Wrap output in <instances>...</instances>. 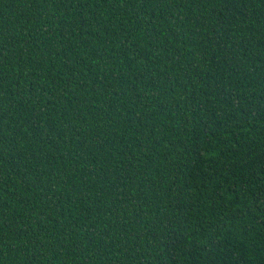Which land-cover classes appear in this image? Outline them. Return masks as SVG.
<instances>
[{
  "label": "trees",
  "instance_id": "obj_1",
  "mask_svg": "<svg viewBox=\"0 0 264 264\" xmlns=\"http://www.w3.org/2000/svg\"><path fill=\"white\" fill-rule=\"evenodd\" d=\"M0 264H264V0H0Z\"/></svg>",
  "mask_w": 264,
  "mask_h": 264
}]
</instances>
